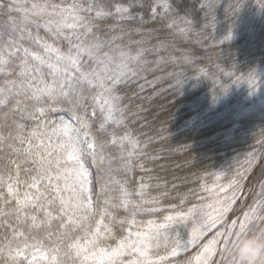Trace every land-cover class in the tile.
Masks as SVG:
<instances>
[{"label":"snow or ice","instance_id":"snow-or-ice-1","mask_svg":"<svg viewBox=\"0 0 264 264\" xmlns=\"http://www.w3.org/2000/svg\"><path fill=\"white\" fill-rule=\"evenodd\" d=\"M241 6L237 0L233 12H239ZM163 7L161 19L171 13L169 4ZM157 15L154 6L152 19H157ZM109 18L117 22L110 36L101 34L100 28V22ZM130 19L134 17L128 6L115 4L106 8L99 0H0V227L11 229L13 240L24 236L22 226L50 229L55 223L56 231L48 235H55L68 255L74 253L84 262L161 264L168 258L159 255L161 247L171 257L179 254L178 225L187 227L191 221V237L183 244L187 251L189 245L196 247L197 241L215 228L228 211L217 199L168 215L164 223L148 220L135 232L127 229L126 235L114 231L117 224L121 233L125 224L135 225L139 212L156 211L145 207L156 203L155 198L147 197V185L141 184L135 193L137 201L113 175L131 170L139 144L127 132L122 136L114 130L109 132L110 127L125 123L126 109L121 105L118 87L140 77L150 63L147 55L159 51L143 47L142 41L136 42L135 48L122 42L120 22ZM180 22L185 27H179ZM190 25L187 19L174 18L166 27L186 37ZM41 30L45 35H41ZM231 38L229 31L225 39ZM159 47L167 45L161 42ZM55 104H68L75 109L70 120L57 122L49 118V113L60 110ZM95 119H99L98 131L108 139L100 140L92 132L91 122ZM26 121L34 126L29 128ZM109 147L118 148L119 157H106ZM85 152L98 166L107 160L109 181L101 186L100 194L115 191L117 195H106L102 207L100 194L94 193L90 173L82 162ZM114 159L120 162L118 168L112 167ZM254 159L253 156L248 160L250 166ZM25 164L30 167L23 168ZM22 169L26 175L23 179ZM229 187L238 188V181L230 182ZM261 189L264 192V185ZM203 190L214 193L207 186ZM220 191L225 189L221 186ZM214 204L220 207L214 208ZM258 207L264 208V201ZM120 208L129 216L118 219L115 210ZM205 208H214L215 214L204 212ZM200 214L205 218L199 219ZM255 220L264 222V216H258L257 207H251L242 220H233L227 231L216 232L186 264H209L215 255L220 256V264H235L229 255V244L234 235L247 232ZM218 245H222L219 250ZM22 254L17 248L16 255Z\"/></svg>","mask_w":264,"mask_h":264},{"label":"trees","instance_id":"trees-1","mask_svg":"<svg viewBox=\"0 0 264 264\" xmlns=\"http://www.w3.org/2000/svg\"><path fill=\"white\" fill-rule=\"evenodd\" d=\"M99 2L106 8L115 4L129 7L134 19L120 22L123 43L135 48L136 42L142 41L147 49L159 48L158 52L147 55L150 63L140 77L118 87L121 105L126 109L125 123L109 128V132L114 130L117 136L127 132L139 141L131 170L113 175L137 201L139 197L135 193L141 184L147 185V197L155 198L156 203L145 207L156 211L137 213L136 224H125L123 233L120 226L115 225L117 235H126L127 229L135 232L148 220L164 223L168 215L205 204L210 194L204 187L215 189L220 181L225 184L238 181L239 187L233 188L235 199L216 228H228L233 220H242L251 207H257L258 216H264V208L258 207L259 202L264 201L261 189L264 185V107L257 108L255 97L250 95L252 90L256 95H264V8L261 7L264 0H239L242 6L235 13L232 6L237 0H159V6L157 0ZM165 3L171 6V13L161 19ZM208 4L212 6H203ZM154 6L158 14L155 20L152 19ZM174 18L191 21L186 37L166 27ZM116 23L111 18L101 21V34H113L111 28ZM179 27L185 25L180 22ZM229 31L232 38L227 40L225 36ZM41 35H45L43 30ZM161 42L167 47H159ZM250 105L248 111H240ZM53 106L60 110L49 113V117L67 118L75 111L68 104ZM2 123L0 120V125ZM91 123L98 139L109 138L98 131L99 119ZM26 124L32 125L30 121ZM119 155L116 147H109L105 152L106 157ZM253 156L255 159L250 166L248 160ZM83 163L90 173L94 193L100 194L101 186L109 181L105 171L107 160L103 166H98L85 152ZM119 165V160L114 159L112 167ZM29 167L23 165L25 169ZM21 177L26 178L23 169ZM106 195L115 197L117 193L100 194L101 207ZM115 215L122 219L128 217L129 212L120 208L115 210ZM262 226L264 222L255 220L249 229ZM20 230L24 236L13 240L11 229L0 227V248L34 244L55 254L58 264H98L91 260L84 262L74 253L68 255V250L56 242L55 235H48L56 231L55 223L50 229L22 226ZM204 244L205 237L196 247L176 257L168 256L161 264H186ZM220 259L215 255L209 264H220ZM0 264L28 263L13 259L5 252Z\"/></svg>","mask_w":264,"mask_h":264},{"label":"rangeland","instance_id":"rangeland-1","mask_svg":"<svg viewBox=\"0 0 264 264\" xmlns=\"http://www.w3.org/2000/svg\"><path fill=\"white\" fill-rule=\"evenodd\" d=\"M250 95L251 96L253 95L255 97V100H256V103H257V108L262 109L264 107V95H262V96L256 95V91L255 90H252L250 92ZM250 107H251V105L248 106V107H245V108H241L240 111L246 112V111H248V109ZM49 118L51 120L57 121V122H59L60 119H64L66 121L70 120V117H67V118H63V117H49ZM33 126L34 125L32 124L29 128H31ZM82 162H83V157H82ZM219 184H217V185H219L217 188L215 187L214 193L209 195L210 197L207 199V202L205 204L214 203V201L219 199V200L223 201L224 205L227 206L228 210H229L230 207H231V204L233 203L232 197H233V195L236 196V192H235V190L233 188L229 187V184H227V182L225 184V182L221 183V181H220ZM221 186L225 189V191H220V187ZM229 200H232V202L229 203ZM216 207H220V205L214 204V208H216ZM214 208L213 209L205 208L203 211L206 212V213L215 214L214 213ZM226 213L227 212L223 213L222 218H221V222L224 220ZM198 218L199 219H204L205 217L202 214H200L198 216ZM221 222H219L217 224V226ZM216 227L208 230L200 238V239H202V238L205 237V244H207L208 241H210L213 238V236L216 235V232H218V231L219 232H224V231H227V229H228V228H216ZM176 230L180 232V236H181V249L179 250V254H181L183 252H186L183 249L184 242H186L187 239H189L191 237V221H189L187 227H185L183 225H178ZM173 236H174V234H173ZM200 239L197 241V244L199 243ZM25 245H27V247H25ZM221 246L222 245H218L217 247L219 248ZM192 247H193L192 245H189L187 251L190 250ZM17 248L22 250V252H23L22 255H20V256L16 255ZM201 250H202V248L199 251H201ZM5 252H7L9 257H11L13 259H22V260L26 261V263H28V264H58L57 263V259H55V260L52 259L53 256L56 257L55 254H53L49 250L44 249L41 246L34 245V244H21V245H18V246L8 245V247H6V248L5 247L0 248V258H1V255L4 254ZM158 252H159V255H163V256H167V257L170 256V255H168V252L165 251V249L160 248L158 250ZM33 257H35V259H33ZM193 264H195V261H193Z\"/></svg>","mask_w":264,"mask_h":264},{"label":"clouds","instance_id":"clouds-1","mask_svg":"<svg viewBox=\"0 0 264 264\" xmlns=\"http://www.w3.org/2000/svg\"><path fill=\"white\" fill-rule=\"evenodd\" d=\"M229 255L235 264H264V226L234 235Z\"/></svg>","mask_w":264,"mask_h":264}]
</instances>
